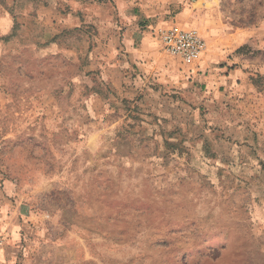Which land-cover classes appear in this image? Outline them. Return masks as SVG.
<instances>
[{
  "label": "rangeland",
  "instance_id": "obj_1",
  "mask_svg": "<svg viewBox=\"0 0 264 264\" xmlns=\"http://www.w3.org/2000/svg\"><path fill=\"white\" fill-rule=\"evenodd\" d=\"M0 195V264H264V0H0Z\"/></svg>",
  "mask_w": 264,
  "mask_h": 264
},
{
  "label": "built area",
  "instance_id": "obj_2",
  "mask_svg": "<svg viewBox=\"0 0 264 264\" xmlns=\"http://www.w3.org/2000/svg\"><path fill=\"white\" fill-rule=\"evenodd\" d=\"M156 34L164 51L185 63H192L206 49L205 39L195 30L170 26L157 30ZM4 244L5 238L0 232V250Z\"/></svg>",
  "mask_w": 264,
  "mask_h": 264
},
{
  "label": "crops",
  "instance_id": "obj_3",
  "mask_svg": "<svg viewBox=\"0 0 264 264\" xmlns=\"http://www.w3.org/2000/svg\"><path fill=\"white\" fill-rule=\"evenodd\" d=\"M177 20L179 19V15H176ZM1 195H0V232L2 233V235H7L4 236L5 238V244L4 246L7 245V247H14V244L17 241V238L15 235H23L25 238H27L26 235H24V230L26 228L25 223H18L13 219V216H10V214H8L9 211H11V208L13 207V202L9 201L8 199L6 201L1 200ZM10 202V203H9ZM6 204V206H5ZM6 211V213H5ZM8 211V212H7ZM23 217H25V213H22ZM34 213L30 212L27 214L26 217L30 218L31 215H33ZM32 217V216H31ZM18 224V225H17ZM44 225H46L45 223H40V221H36L35 223V227L38 228V231L40 232L42 229H44ZM44 230H48V228L44 229ZM53 233V232H52ZM26 234V233H25ZM42 234V232L40 233V235ZM54 234V233H53ZM52 234V235H53ZM67 235L71 236V239L76 237L74 236L75 233L72 231H68L66 233ZM45 235H49V234H45ZM55 237L57 235H54ZM38 238L36 237L35 239H33V242H35ZM32 241V240H30ZM32 243V242H31ZM3 248L0 250V255L2 254V251L4 249ZM69 251L66 250L64 253H68Z\"/></svg>",
  "mask_w": 264,
  "mask_h": 264
}]
</instances>
